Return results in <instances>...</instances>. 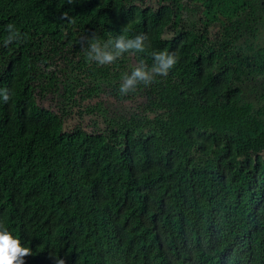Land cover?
<instances>
[{
	"label": "trees",
	"instance_id": "1",
	"mask_svg": "<svg viewBox=\"0 0 264 264\" xmlns=\"http://www.w3.org/2000/svg\"><path fill=\"white\" fill-rule=\"evenodd\" d=\"M147 1L0 0V224L31 248L25 264H264V0ZM9 23L22 39L5 46ZM93 33L151 47L99 65ZM165 49L168 75L122 96L131 57ZM59 82L91 130L65 131L61 97L39 104ZM102 95L139 109L82 110Z\"/></svg>",
	"mask_w": 264,
	"mask_h": 264
},
{
	"label": "clouds",
	"instance_id": "2",
	"mask_svg": "<svg viewBox=\"0 0 264 264\" xmlns=\"http://www.w3.org/2000/svg\"><path fill=\"white\" fill-rule=\"evenodd\" d=\"M75 0H68L69 4ZM63 18L68 19L66 14ZM8 33L4 40L5 46L19 42L22 39L21 32L12 23L5 25ZM126 29H123L124 31ZM26 35V34H23ZM151 47L149 37L145 33L137 34L128 38L123 34L101 42L95 33L88 37L85 49L87 59L99 65H109L115 63L125 53H144ZM153 63L149 66L143 59L135 64L130 73H125L122 77L119 92L122 96L134 92L139 85L149 86L156 77L167 76L169 71L178 62V55L168 50H157L151 52ZM0 98L7 103L11 99L10 91L7 88L0 89ZM32 255L29 247L22 246L21 240L13 235L8 228L0 224V264H25L24 258ZM55 264H65V259L57 257Z\"/></svg>",
	"mask_w": 264,
	"mask_h": 264
},
{
	"label": "rangeland",
	"instance_id": "3",
	"mask_svg": "<svg viewBox=\"0 0 264 264\" xmlns=\"http://www.w3.org/2000/svg\"><path fill=\"white\" fill-rule=\"evenodd\" d=\"M147 4L151 5L154 8L159 7L158 0H148ZM186 17L193 20V19L199 18V13L198 12L187 13ZM171 36H172V34H170L169 32H167L165 34L166 38H170ZM261 42L264 43V28L262 30ZM75 60H77V58H75ZM54 63H55V65H53L52 70L57 71V74L59 75V79L61 80V82H64V81L66 82L67 76L58 70L59 68L66 66L63 63L62 58L61 57L56 58ZM137 63L138 62H137L136 58L134 56H132L130 59V65L134 66ZM68 70H70V69L68 68ZM71 79H73L72 76H71ZM61 82H59V85L61 86V92L59 95L58 94H49L47 96H44L43 98H39V97L37 98L39 104L42 107L49 108V109H52L54 111H58L60 109V106H62L61 101L63 99L66 107H68L70 110L71 109L74 110L73 108L69 107V106H71V104H68V100L66 98H64L63 96H61L65 92V86ZM97 102H102V105L104 106V108H109V111H110L109 115L115 116V117H120L122 115L129 116L131 113H133L134 111L139 109V104H140V100L117 102L112 97L102 95L100 98H94L90 101L83 103V105L81 106L82 110H85L88 105H94ZM82 116L83 115H81L79 113V109H75L73 114L69 118H67L65 121V124H64L65 131L72 130L78 124H82L85 128H87L88 130H91V128L88 127V125L91 124L90 115L85 114L84 117H82Z\"/></svg>",
	"mask_w": 264,
	"mask_h": 264
}]
</instances>
